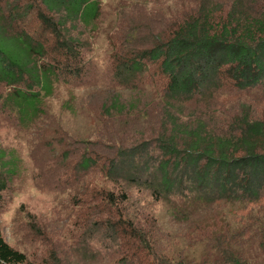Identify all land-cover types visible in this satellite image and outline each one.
Here are the masks:
<instances>
[{
	"label": "trees",
	"instance_id": "16d2710c",
	"mask_svg": "<svg viewBox=\"0 0 264 264\" xmlns=\"http://www.w3.org/2000/svg\"><path fill=\"white\" fill-rule=\"evenodd\" d=\"M175 5L165 27L131 19L111 37L102 71L89 42L102 0H0V120L36 128L57 86L106 74L104 140L53 136L46 160L68 192L74 251L106 264H264V0ZM20 163L0 147V211ZM131 189L188 227L186 245L129 209ZM0 264H26L1 227Z\"/></svg>",
	"mask_w": 264,
	"mask_h": 264
},
{
	"label": "rangeland",
	"instance_id": "374dc122",
	"mask_svg": "<svg viewBox=\"0 0 264 264\" xmlns=\"http://www.w3.org/2000/svg\"><path fill=\"white\" fill-rule=\"evenodd\" d=\"M177 1L102 0L98 29L89 36L90 53L97 69L105 70L111 54L110 38L118 37L117 34L124 31L131 19L136 22L144 20L151 27L163 23L165 27ZM145 18H157V23L146 22ZM106 77L104 74L98 85L80 90L57 86L53 95L46 99V115L36 128L21 127L9 119L4 120L5 117L0 120V147L14 151L21 161L18 175L3 194L0 227L5 241L25 254L26 264H106L100 256L96 259L80 257L74 251L70 237L75 227L68 192L60 191L55 177L51 176L52 171H45L47 158H53L55 149H58L57 140L50 141L51 137L58 139L63 134L62 137L76 141L81 147L83 140H104L107 118L103 106L114 93ZM4 92L0 85V94ZM143 99L146 101L149 96L145 95ZM68 101L73 112L64 109ZM139 125L131 123L124 129L137 130ZM48 142H53V146ZM64 164L55 165L56 169L64 171ZM67 168L70 173L71 167ZM129 194L133 203V207H129L131 211L142 212L147 219L157 222L160 229L171 236L177 245L175 248L186 245L189 241L188 227L173 223L162 203L153 202L143 191L131 189ZM222 210L225 213L235 211L229 207ZM38 229L40 234H36Z\"/></svg>",
	"mask_w": 264,
	"mask_h": 264
}]
</instances>
